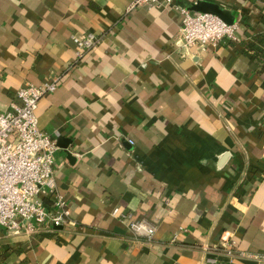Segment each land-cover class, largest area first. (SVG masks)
I'll return each mask as SVG.
<instances>
[{
  "label": "crops",
  "instance_id": "obj_1",
  "mask_svg": "<svg viewBox=\"0 0 264 264\" xmlns=\"http://www.w3.org/2000/svg\"><path fill=\"white\" fill-rule=\"evenodd\" d=\"M199 1L230 12L237 39L187 49L179 12L130 0H0V110L60 77L36 114L70 209L35 234L0 227L3 264H264L239 254L264 251V0H176ZM87 32L104 39L78 56Z\"/></svg>",
  "mask_w": 264,
  "mask_h": 264
},
{
  "label": "built area",
  "instance_id": "obj_2",
  "mask_svg": "<svg viewBox=\"0 0 264 264\" xmlns=\"http://www.w3.org/2000/svg\"><path fill=\"white\" fill-rule=\"evenodd\" d=\"M153 6L175 10L182 15L178 43L187 49H206L225 38L237 39L236 22L229 24L217 15L193 12L176 0H130L128 12ZM103 39L104 35L93 32L71 37L78 56L98 46ZM59 82L60 77H55L41 85L22 86L17 91L20 103L0 110V227L13 234H35L44 227L70 223V209L57 190L53 169L57 141L40 129L36 114L40 99L54 92ZM46 196L52 198L50 206L45 202ZM117 212L118 208L114 210ZM131 229L136 235L148 238L155 233V227L146 220L132 222ZM220 247L230 258L238 255L237 242L231 237H222ZM239 254L264 263V251ZM206 261L221 263L216 256L207 257Z\"/></svg>",
  "mask_w": 264,
  "mask_h": 264
},
{
  "label": "water",
  "instance_id": "obj_3",
  "mask_svg": "<svg viewBox=\"0 0 264 264\" xmlns=\"http://www.w3.org/2000/svg\"><path fill=\"white\" fill-rule=\"evenodd\" d=\"M192 10L196 12H204L217 15L229 24H233L235 22L234 16L229 11H225L219 4L216 3L199 1L192 6Z\"/></svg>",
  "mask_w": 264,
  "mask_h": 264
},
{
  "label": "trees",
  "instance_id": "obj_4",
  "mask_svg": "<svg viewBox=\"0 0 264 264\" xmlns=\"http://www.w3.org/2000/svg\"><path fill=\"white\" fill-rule=\"evenodd\" d=\"M9 251L3 248H0V264H3L6 257L9 255Z\"/></svg>",
  "mask_w": 264,
  "mask_h": 264
}]
</instances>
